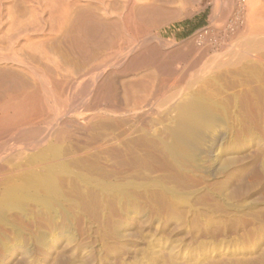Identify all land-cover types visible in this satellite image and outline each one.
<instances>
[{
	"label": "bare ground",
	"instance_id": "6f19581e",
	"mask_svg": "<svg viewBox=\"0 0 264 264\" xmlns=\"http://www.w3.org/2000/svg\"><path fill=\"white\" fill-rule=\"evenodd\" d=\"M194 4L199 9L211 6L207 26L183 40L175 36L168 39L159 29L192 14ZM40 35L41 38L55 37L58 42L54 39L55 44L50 38L55 46L51 41L46 45L47 37L44 43L41 38H35ZM187 57L190 60L180 66ZM98 58L105 65L91 67L89 71H93L94 76L90 77V83L85 80L91 87L81 86L88 90L90 98L85 101L87 97H83L85 102L80 101L79 107L64 105L63 110L53 115L52 105L63 97L70 80L74 81L73 74H76L74 78L84 76L89 72L83 75L87 63ZM263 76L264 0H0V134L4 129H9L8 134L14 129L28 132L23 139L18 137L20 145L17 147L13 142L12 146L3 144L7 137L1 136L0 146L9 145L11 149L0 151V245L7 252L11 248L6 232L11 210L25 217L28 201L46 210L59 207L63 201L61 167L67 159L76 156L67 154L68 151L65 154L62 148L65 155H60L58 150L72 140L82 141L80 144L90 141L88 131L90 126L100 123L98 120L104 122L110 116H122L132 122L133 127H140L134 134L140 131L141 137L161 141L170 154L192 158L195 150H200L197 145L202 136L213 128L214 122H219L216 121L221 117L217 116L218 112L230 101L231 105H236L239 93L237 89H229L251 84V87L255 85V91L261 90ZM240 87L242 94L254 90L249 86ZM83 89V93L80 92L85 96ZM258 96L263 98L259 93ZM103 104H107V108ZM49 106L53 117L44 114ZM43 115L52 120L48 119L46 125H49L38 130L35 125L41 122ZM95 121L98 122L94 124ZM22 134L19 136L23 137ZM136 136L133 144L138 142L139 135L137 139ZM93 137L94 142L103 139ZM99 140L95 144L92 141L86 149L103 150L104 146L106 149L108 143H99ZM69 163L65 164L71 165ZM66 165L64 170L68 168ZM68 172L71 175V170Z\"/></svg>",
	"mask_w": 264,
	"mask_h": 264
},
{
	"label": "rangeland",
	"instance_id": "374dc122",
	"mask_svg": "<svg viewBox=\"0 0 264 264\" xmlns=\"http://www.w3.org/2000/svg\"><path fill=\"white\" fill-rule=\"evenodd\" d=\"M210 8L208 5L199 9L194 4L192 14L173 20L159 30L166 33L168 39L175 36L183 40L207 26ZM44 37L47 36L40 39L41 43L52 44L51 36L47 37L48 42ZM52 39L54 41L55 37ZM187 60L190 57L181 61L180 66H184ZM100 64L103 65L104 61L99 58L88 62L83 75L89 69L91 71L94 65ZM89 72L85 77L79 73L80 76L76 78V74H73L74 77L72 75L74 81L70 80L69 88L64 90L70 92L72 97L63 92L56 106L52 105L53 115L63 110L64 105L76 107L80 101L85 102L90 98L87 89L91 87L90 77L94 76V72ZM87 74L90 76L87 77ZM73 82H76L74 87ZM252 83L255 84L254 81ZM250 85L249 88L254 89L253 94L251 89L250 93L244 90L242 94L240 86L247 89L245 85L229 89H237L238 103L233 106L230 101L228 108L218 112L220 114L217 116L221 117L216 121L219 122H214V130L210 127L209 132H205L202 136L204 141L201 138L197 145L200 150H195L192 158L170 154L161 141L141 137L140 131L134 134L140 127H133L132 122L124 117L122 119V116H110L109 119H113H108L109 122L104 119L107 123L103 120H98V124V121L93 122L96 125L90 126L88 131L90 141H83L87 145L72 140L68 146L65 144L66 149L64 145L60 147L66 151L65 154L68 151L67 154L80 155L79 158L73 155L63 163L64 167L60 166L63 201L59 207L46 210L42 205L28 201L25 217L19 216L15 210L10 211L9 229L6 232L11 248L7 252L0 245V264H264V87L255 91V85ZM82 89L85 96L81 94ZM76 90L79 93H75ZM73 100L78 101L74 103ZM50 107L46 110L49 114L44 113L48 117L51 116ZM226 113L232 117L229 115L227 119ZM46 116L41 117L42 120L47 119L45 123L41 120L42 123L38 121L34 124L36 129L49 125L46 123L52 118ZM128 125L134 128L132 132ZM14 130L8 134L9 129H4L2 132L7 136L1 132L0 145L3 143L2 135L8 140H4L3 144L11 143L12 146L13 142V146L20 145L19 139H23L28 132ZM19 133H23V137ZM93 135L108 143L106 149L105 146L103 150L94 149L95 152L86 149L94 142L91 139ZM126 135H130L127 137L129 140ZM135 135H139L138 139L136 136L138 142L133 144ZM97 136L96 139L93 137L94 140H97ZM11 137L15 140H10ZM113 143H116L115 146ZM5 145L0 146V151L11 149L9 145L5 148ZM60 149L58 153L65 155ZM68 162L71 165H66ZM65 165L69 170H64ZM70 170L74 175L72 177L68 172ZM61 176L66 180L68 178L71 185L68 181L69 186L65 184L66 180Z\"/></svg>",
	"mask_w": 264,
	"mask_h": 264
}]
</instances>
